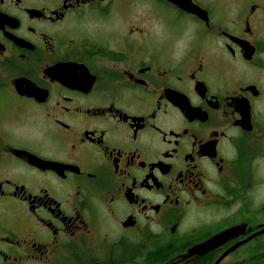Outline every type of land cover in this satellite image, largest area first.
<instances>
[{
    "label": "flooded vegetation",
    "instance_id": "1",
    "mask_svg": "<svg viewBox=\"0 0 264 264\" xmlns=\"http://www.w3.org/2000/svg\"><path fill=\"white\" fill-rule=\"evenodd\" d=\"M263 227L264 0H0V264H264Z\"/></svg>",
    "mask_w": 264,
    "mask_h": 264
},
{
    "label": "water",
    "instance_id": "2",
    "mask_svg": "<svg viewBox=\"0 0 264 264\" xmlns=\"http://www.w3.org/2000/svg\"><path fill=\"white\" fill-rule=\"evenodd\" d=\"M259 233H264V227L259 231V232H257L256 234H254L253 236H251V237H254L255 235H257V234H259ZM222 235H220V237H221ZM219 237V238H220ZM250 237V238H251ZM218 238V237H217ZM229 252V250H227L226 252H224L213 264H218L221 260H222V258L227 254Z\"/></svg>",
    "mask_w": 264,
    "mask_h": 264
},
{
    "label": "trees",
    "instance_id": "3",
    "mask_svg": "<svg viewBox=\"0 0 264 264\" xmlns=\"http://www.w3.org/2000/svg\"><path fill=\"white\" fill-rule=\"evenodd\" d=\"M260 260L258 259H250L249 260V264H252V263H257L259 262ZM111 264H122V263H119L118 261H116L115 263H111Z\"/></svg>",
    "mask_w": 264,
    "mask_h": 264
}]
</instances>
